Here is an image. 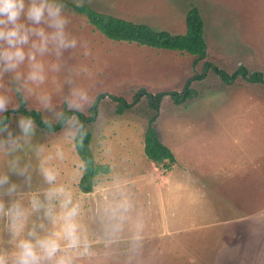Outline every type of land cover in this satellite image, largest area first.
<instances>
[{
    "label": "rangeland",
    "instance_id": "374dc122",
    "mask_svg": "<svg viewBox=\"0 0 264 264\" xmlns=\"http://www.w3.org/2000/svg\"><path fill=\"white\" fill-rule=\"evenodd\" d=\"M57 2L66 5L70 19L66 31L88 41L92 55L85 56L79 44L65 51L61 71L48 72L47 81L37 89L52 94L53 111L44 109L35 97L27 100L26 107L39 111L43 121L57 123L55 113L70 110L65 97L72 87L89 88L91 105L79 111L86 115L96 97L107 94L89 129L96 161L109 165L110 172L97 178L93 192L82 193L78 184L83 163L74 140L62 129L48 132L36 127L32 144L44 145L45 152L39 159L32 152L21 154L32 164L31 186L22 191L24 205L33 194L43 198L50 187L39 172L43 163L59 171L57 185H64L81 207L80 222L97 252L92 264H126L135 234L142 238L135 264H264V0ZM66 2L87 4L173 34L186 32L187 13L195 6L205 24L207 57L198 60L188 53L112 41ZM54 59L44 57L46 62ZM208 62L229 74L240 67L260 72L263 82L239 78L228 85L211 69L202 79L195 78ZM81 65L91 69L90 78L72 71ZM53 77L62 91L56 90ZM68 79L72 83H66ZM189 79L196 95L179 105L170 96L161 101L155 126L176 158L172 170L162 172L144 152L147 125L155 114L148 96L181 92ZM138 93L139 103L119 114L114 98L133 104ZM15 100L19 109L20 97ZM20 116L12 115L10 127L15 132ZM58 148L63 159L56 156ZM49 155L51 160L46 159ZM12 179L22 183V178ZM122 200L131 205L124 231L106 247V210ZM40 215L31 216L29 227L42 222ZM43 223L46 230H53L47 221ZM0 247H13L4 220H0Z\"/></svg>",
    "mask_w": 264,
    "mask_h": 264
},
{
    "label": "clouds",
    "instance_id": "9594fccd",
    "mask_svg": "<svg viewBox=\"0 0 264 264\" xmlns=\"http://www.w3.org/2000/svg\"><path fill=\"white\" fill-rule=\"evenodd\" d=\"M77 6L82 7V4ZM65 8L66 5L57 0H0V220L5 221L13 245L11 250L0 247V264H92L97 256L94 242L80 222L79 203L73 202L64 185L56 183L59 176L56 168L42 163L39 172L50 187L43 198L33 194L27 207L22 202L23 189L31 186L32 164L21 154L32 152L39 159L45 152V146L32 144L37 127L32 117L20 116L17 120L19 131L15 132L10 127L8 115L9 108L12 112L18 110L17 96L20 103L35 97L44 109L53 111L52 94L37 92L47 81L48 72L59 73L63 53L76 49L78 44L84 48L85 56L92 55L88 41L78 40L66 31L70 19L65 15ZM46 56L55 59L46 62ZM72 71L77 76L90 78L92 75L87 65ZM65 82L72 83V80ZM53 83L57 84V91H62L56 77H53ZM91 102L89 88L85 86L72 87L65 97V103L74 112L83 111ZM55 117L63 124L62 132L68 138L75 140L81 134L83 124L77 116L66 117L63 112H57ZM44 123L51 130V121ZM56 156L63 159L59 148ZM46 159L51 160L52 157L49 155ZM12 177L22 178V183H17ZM130 207L127 200H122L106 210V247L123 233L125 214ZM34 213H42L39 216L42 222L29 227ZM43 221L51 224L53 230H46ZM41 232L45 234L41 235ZM131 239L126 264H135L142 246L139 234Z\"/></svg>",
    "mask_w": 264,
    "mask_h": 264
},
{
    "label": "trees",
    "instance_id": "16d2710c",
    "mask_svg": "<svg viewBox=\"0 0 264 264\" xmlns=\"http://www.w3.org/2000/svg\"><path fill=\"white\" fill-rule=\"evenodd\" d=\"M66 4L77 13L84 15L96 30L112 41L131 44L136 43L139 46H146L149 48L188 53L196 56L198 60H203L207 57L208 45L205 39V24L199 9L195 6L187 13L186 32L184 34H173L166 30L154 29L152 26L144 23L132 22L108 13L97 11L87 4H82V7H78L77 4L69 2H66ZM209 69L214 71L228 85H232L239 78L246 79L253 83L263 82L262 73L260 72L250 73L245 67H240L232 74H229L209 62L205 64L202 74L195 78L202 79ZM190 83L191 79L187 81L186 86L181 92H160L155 96L151 94L148 96L150 107L155 114L150 117L147 125L144 139V152L151 163L158 168L160 167L159 169L162 172L172 170L176 163V158L171 149L162 142L155 126L160 111L161 101L163 97L170 96L176 104L179 105L184 103L187 99L196 95V92L190 89ZM141 93L145 92L142 91ZM139 95L138 93L135 96L133 104H127L121 98H114V100L119 102V107L117 109L118 113L121 114L124 109L131 108L133 105L139 103ZM107 96V94H101L96 97L93 105L89 109V115L79 111L74 112L73 110L63 111L66 117H71L73 115L77 116L79 122L83 124L81 134L77 135L74 140V147L83 163V173L78 187L80 191L85 194L93 192L97 183V178L100 175L110 172L109 165L101 164L96 161L91 147L92 133L89 129V126L98 119L99 104L102 99ZM13 113L32 117L37 127L44 131L58 132L63 128L62 123L51 122L52 128L49 130L42 119L41 113L37 110L27 109L26 103H21V107L16 112L9 110L8 115L11 119Z\"/></svg>",
    "mask_w": 264,
    "mask_h": 264
}]
</instances>
